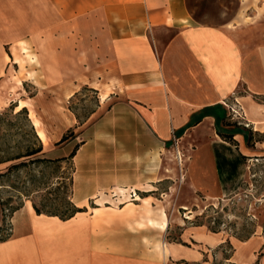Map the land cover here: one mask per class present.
I'll return each instance as SVG.
<instances>
[{"label": "crops", "instance_id": "0c3cea01", "mask_svg": "<svg viewBox=\"0 0 264 264\" xmlns=\"http://www.w3.org/2000/svg\"><path fill=\"white\" fill-rule=\"evenodd\" d=\"M96 1L83 15L73 9L74 16L67 19L68 9L57 12L51 24L44 19L41 25L46 37L49 28H56V36L44 40L47 50L52 44L56 59L64 57L69 41L77 46L74 52L78 43L83 50L80 59L85 64L72 93L88 85L108 103L95 123L90 145L112 139L123 148L118 153L125 165L123 175H104L118 168L97 164L87 169L96 171L94 182L85 184L86 169L75 170L80 173L74 181L75 200L84 202L117 180L130 186L155 182L161 153L169 143L185 154L184 170L192 189L212 199L231 193L244 180L243 158L264 154V0ZM68 28L78 29L83 38L68 36ZM9 61L10 55L0 52V70ZM57 72L60 79L61 70ZM235 101L244 117H230L224 104ZM84 214L63 220L37 214L32 203L25 202L12 215L11 235L0 241V264L215 261H201L198 249L197 254L184 250L175 260L171 251L163 260L146 258L140 250L116 251L99 241ZM210 238L203 234L200 241L209 243ZM242 245L238 253L246 257L236 259L235 252L224 259L227 264H264V236L252 234Z\"/></svg>", "mask_w": 264, "mask_h": 264}, {"label": "rangeland", "instance_id": "374dc122", "mask_svg": "<svg viewBox=\"0 0 264 264\" xmlns=\"http://www.w3.org/2000/svg\"><path fill=\"white\" fill-rule=\"evenodd\" d=\"M90 2L94 0H0V52L10 55L7 68L0 70V112H10L13 104H16L14 111L26 107L28 117L42 140L46 157L68 156L75 145L88 142L84 149L77 150L72 160L73 188L75 179H80V173L75 172L77 168L86 169L85 184L94 182L91 176L96 171L87 169L97 164L118 168L117 171H103L104 175L125 173V165L119 161L122 157L118 155L123 148L113 145L114 140L108 139L98 145L89 143L95 123L108 103L99 99L98 91L88 85H81L74 93L70 89L73 82L77 84L78 72L85 64L80 59L83 50H79V43L77 52H74L73 46H77L67 42L64 57L58 60L52 56V44L49 43L47 50L44 42L47 37L49 40L53 38V33L56 36L53 26L46 37V28L41 26L44 19L51 24L57 12L63 14L68 9L71 11L64 12L67 19L74 16L73 9H78L83 15ZM74 29L68 28L66 34L74 35L77 40L80 36L83 38V33L78 29L74 32ZM57 70H61L60 79ZM227 104L231 118H240L233 116L231 108L245 116L236 101ZM5 117L10 118L11 115ZM71 130V137L56 144L63 134ZM6 132L0 129L4 138L9 137L11 145L26 139L23 132L15 133L14 137ZM14 132L11 130L10 133ZM185 158L176 144L169 143L161 153L155 182L130 186L122 184L123 180H117L84 202L76 201L73 191L72 201L84 208V216L96 228L99 241L116 251L131 253L140 250L144 251L146 258L161 260L167 259L171 251L175 260L183 255L184 250L197 254L198 249L203 253L201 261L215 260L212 264H227L224 259L232 257L235 252L236 259H244L246 256L238 253L243 242L252 234L264 236V154L251 159L244 157L246 174L241 185L226 196L214 199L203 196L188 185ZM6 165L1 164L0 169ZM71 173L70 164L63 162L60 168L47 169L42 181L55 182L61 177L67 182ZM14 178L18 182V191L22 192L19 186L28 178L25 169ZM42 192L45 190L40 186L38 192L26 197L12 187L0 186V198H11L7 207L23 206L27 201L39 203ZM13 213L7 209L3 214L0 212V239L11 235ZM203 234L212 236L209 243L200 241ZM188 264H200V261Z\"/></svg>", "mask_w": 264, "mask_h": 264}, {"label": "trees", "instance_id": "16d2710c", "mask_svg": "<svg viewBox=\"0 0 264 264\" xmlns=\"http://www.w3.org/2000/svg\"><path fill=\"white\" fill-rule=\"evenodd\" d=\"M16 104L11 105L10 112H0V129H5L6 134L14 137L18 132H23L26 139L16 141L13 145L9 142V137L6 139L0 134V165L7 164L0 169V186H9L16 190L20 195L29 197L32 193L38 192L39 187H44L45 192H42V199L39 203L33 202L32 206L37 214L44 213L46 215L57 216L60 219H69L76 213L84 211V208L77 206L72 201L73 193V172L74 164L73 157L76 154L79 144L75 145L68 156L57 158H49L43 155V143L35 130V126L28 117L26 107L14 111ZM11 115L10 118L5 116ZM23 116L22 119L19 117ZM14 130V133H10ZM25 133V134H24ZM73 135V131L63 134L56 144L66 141ZM12 139V138H11ZM63 162H68L72 168V173L68 176L67 182L59 177L55 182L42 181V177L47 169L60 168ZM25 169L27 180L22 181V192L18 191V182L13 179L19 177V172ZM10 182L11 184H8ZM30 187V188H29ZM0 198V212L7 209L8 212H14L19 209L22 204L8 206L9 200ZM6 238H2L4 240Z\"/></svg>", "mask_w": 264, "mask_h": 264}, {"label": "built area", "instance_id": "2783aa9c", "mask_svg": "<svg viewBox=\"0 0 264 264\" xmlns=\"http://www.w3.org/2000/svg\"><path fill=\"white\" fill-rule=\"evenodd\" d=\"M224 105H225L227 108H230L229 104L225 103ZM231 110H232V112H233V116H234V117H241L239 111H237V110L234 109V108H231Z\"/></svg>", "mask_w": 264, "mask_h": 264}, {"label": "bare ground", "instance_id": "6f19581e", "mask_svg": "<svg viewBox=\"0 0 264 264\" xmlns=\"http://www.w3.org/2000/svg\"><path fill=\"white\" fill-rule=\"evenodd\" d=\"M23 107V106H22ZM188 216V215H187Z\"/></svg>", "mask_w": 264, "mask_h": 264}]
</instances>
